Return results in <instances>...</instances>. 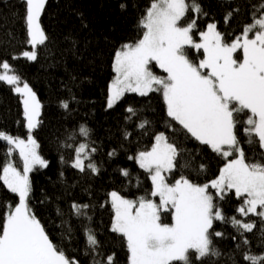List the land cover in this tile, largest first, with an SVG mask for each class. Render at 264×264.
I'll use <instances>...</instances> for the list:
<instances>
[{"label":"snow or ice","instance_id":"obj_1","mask_svg":"<svg viewBox=\"0 0 264 264\" xmlns=\"http://www.w3.org/2000/svg\"><path fill=\"white\" fill-rule=\"evenodd\" d=\"M20 3L22 11L3 0L9 9L3 19L19 18L18 42L31 47L9 56H53L57 21L48 16L49 0ZM217 4L219 19L204 0H119L121 14L133 22L129 34L113 24L99 36L77 11L87 32L65 36L63 51L85 66L106 63L114 78L104 107L114 111L123 104L115 132L108 133L115 146L103 157L95 129L74 121L82 103L74 91L79 76L61 82L67 94L57 103L67 126L50 159L34 134L44 104L0 56V82L17 94L27 129L26 138L0 130L9 145L0 182L15 194L0 201V264H120L121 251L126 264H264V0ZM7 36L5 47L17 42L11 29ZM127 93L158 96L159 111L146 114L150 105L127 102ZM202 148L222 159L211 175ZM16 150L19 166L10 158ZM121 157L143 170L147 190ZM54 164L57 180L49 181L55 190L41 187L38 197L34 174ZM65 166L74 172L71 179ZM105 174L111 184L101 198L95 181ZM131 187L135 193L125 191ZM54 200L67 202L56 207L58 231L34 209V202ZM102 212L109 217L107 231L102 220L96 223Z\"/></svg>","mask_w":264,"mask_h":264},{"label":"trees","instance_id":"obj_2","mask_svg":"<svg viewBox=\"0 0 264 264\" xmlns=\"http://www.w3.org/2000/svg\"><path fill=\"white\" fill-rule=\"evenodd\" d=\"M49 2L51 4V10L48 16L52 20L57 21L56 26L52 30L53 43L50 45L53 56H47L42 52L38 61H29L22 56L17 59H12L9 56L11 52H19L23 47L30 49L31 46L22 45L18 42L23 36L19 18L13 20L9 15L7 21L3 19L4 14L9 12L8 8L3 7V0H0V56L9 58L10 63L14 64L20 74L33 85L44 104L41 117L42 125L34 134H37L41 152L50 159L55 155L52 149L56 137L62 138L64 129L67 126L65 124L67 117L62 116L63 110L57 103L58 97H64L67 94V90L61 87V82L68 83L70 76H79L80 82L78 88L74 89V91L79 92L82 103L79 105L78 115L74 117V121L84 120L95 129V136L104 141V152L100 153L103 157L109 147L115 146V143H109L108 133L110 130L115 132L117 122L123 114V104L114 111L104 107L106 90L114 78V73L106 63L100 67L85 66L83 62L76 60L70 54L64 53L63 50L69 47V42L64 37L69 33L83 36L87 32V29L81 30L80 18L76 14L77 11L84 12L96 36H99L102 32H107L113 24L116 25L121 34H129L128 30L133 22L121 14L118 7L119 0H49ZM204 2L211 5L217 11L216 18L219 19L220 12L217 0H204ZM259 2L260 0H252V3ZM9 3L15 5L18 10L22 11L20 0H9ZM45 23L47 24V18H45ZM8 29H11L17 34V42L8 44L5 47V42L8 39ZM84 76L89 77V79L84 80ZM125 99L129 103L150 105V107H146L145 109L146 114L153 111L158 112L159 106L162 103L158 96L144 98L139 97L135 93H127ZM0 130L26 138L27 129L24 126L22 118V107L18 102L17 94L5 82H0ZM144 142L147 143V140ZM8 146L6 142L0 139V166H2L5 160L6 148ZM188 147L193 148L195 146L189 144ZM201 152L208 158L209 175H211V173L216 172L218 167L222 165V159L214 154L210 155L208 149L202 148ZM10 158L14 159L19 166L18 150ZM120 162L141 176V187L143 190L149 188L150 180L144 176L143 170L139 169L138 165L127 161L124 157L120 158ZM108 171L111 173V169ZM65 173L70 179L74 175L73 170L68 166H65ZM49 177H51L52 182L57 180L55 164L50 169L41 170L39 173L34 174L36 195L38 197L41 187H44L49 194H52L55 190V186L49 181ZM110 184L111 182L108 180L107 174L101 179H97L95 181V186L98 189L97 195L102 198V190ZM133 184H135L134 177ZM115 186L119 187L120 185L117 183ZM125 191L135 193L136 188H127ZM76 194H80L78 189ZM14 195L8 193L3 187L2 182H0V201L14 199ZM66 204V201L55 200L44 203L34 202V209L37 215L43 217L46 222H49L50 228H55L58 231L60 220L56 214V207L59 205L65 208ZM101 220L103 221V225L101 226L107 231L109 217L106 212L97 214L96 223L99 224ZM50 221H55V224L50 223ZM118 255L120 256V264H126L123 251L119 252Z\"/></svg>","mask_w":264,"mask_h":264}]
</instances>
